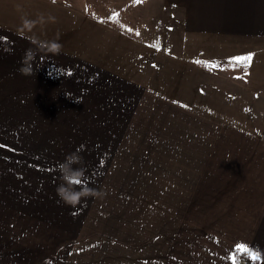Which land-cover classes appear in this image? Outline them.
Instances as JSON below:
<instances>
[{"label": "rangeland", "instance_id": "obj_1", "mask_svg": "<svg viewBox=\"0 0 264 264\" xmlns=\"http://www.w3.org/2000/svg\"><path fill=\"white\" fill-rule=\"evenodd\" d=\"M185 1L0 0V34L17 37L13 46L15 54L7 57V64L22 63L26 49L37 50L30 61L29 87L39 90L31 77L39 70L44 72L47 66L58 65V59L63 61L66 54L83 55L91 59L90 64L112 72L105 78L114 86L103 92L95 91L105 101L89 110L93 112V131L88 140H83L81 128L90 131L91 127L79 125L77 121L86 122L75 117L76 111L67 114L65 140L60 142L59 153L53 152V143L46 141L48 135L38 133L41 127L37 126L41 124H33L29 110L27 117L19 118L18 125L8 134L3 127L1 149L7 157L2 159V190L7 195L3 192L0 264H29L36 255L46 257L44 264L81 263L93 255H104L106 249L113 254L127 252L136 259L140 209L141 224L147 220L145 212L157 220L152 229L151 223L145 227L147 235H158L164 222L171 219L165 196L171 193V187L177 188L176 195L186 191L180 190L176 183L170 186L166 180H158L152 188L146 183L140 186L141 178L144 183L145 177H150L149 172L155 170L153 166L171 165L170 159L159 158L164 153H184L188 141L190 150L195 149L201 142L194 133L197 128L193 126L198 123L195 116L220 114L227 122L247 121L254 123L247 127L264 131V110H261L264 94L247 93L249 79L240 77L241 73L238 78L233 76L236 71H251L252 78L261 81L257 88L264 89V54L249 51L233 59L239 49L204 46L201 30L186 28L189 11ZM25 19L36 23L28 30L23 24ZM53 39L60 42L58 52L38 47L39 41ZM211 52L220 54L222 61H209ZM248 54H257L258 58L251 60ZM228 57L232 60L223 61ZM237 60H242L241 67ZM66 65L77 72L75 65L67 62ZM218 69H221L218 85L225 88L215 93L213 81L209 84L207 81L217 75ZM70 81L76 83V78L65 82ZM142 84L153 91L147 88V98L140 100L147 102L146 107L134 104L139 102V92L141 96L144 91ZM156 92L161 94L157 96ZM25 98L23 94L17 105L29 103ZM76 98L70 99L66 93L67 101L80 102ZM109 102L113 109L107 111ZM217 102L239 103L240 111L232 105L227 110L210 109L217 107ZM252 103L260 109L248 110ZM187 104L194 105V109L186 110ZM127 106L135 109L129 111ZM122 108L125 110L120 111ZM233 111L235 116L231 115ZM120 113L128 115L126 129L123 135L121 132L111 135L109 139L114 142L107 146L109 120L111 116L118 118V114L123 118ZM13 115L11 110L10 116ZM9 138L13 140H5ZM73 151L83 157L86 168L83 183L102 193L82 197L76 206L65 204L56 194V186L62 182L61 162ZM14 155H18L17 159ZM10 167L11 174L7 171ZM75 183L79 187L81 181ZM20 231L29 232L28 242L24 237L20 239L26 247L17 242ZM147 239L155 238L147 236L146 242Z\"/></svg>", "mask_w": 264, "mask_h": 264}, {"label": "crops", "instance_id": "obj_2", "mask_svg": "<svg viewBox=\"0 0 264 264\" xmlns=\"http://www.w3.org/2000/svg\"><path fill=\"white\" fill-rule=\"evenodd\" d=\"M180 1L171 0L173 3ZM185 7L189 11L186 28L201 30L204 46L210 49L213 46L239 49V54L234 53L233 59L249 51L264 54V0H186ZM16 40L17 37L10 34L9 36L0 34V228L2 197L5 192L2 190V159L7 157L1 149L3 127L5 134H8L12 127L18 125L19 118L27 117L29 110L33 124H41L37 126L41 127L38 133L48 135L46 141L53 143L51 148L53 152L59 153L60 142L65 140L67 114L76 111L74 116L86 122L77 121L79 125L91 127L93 112L89 110H93L100 101H105L104 97L96 96L95 91L103 92L114 87L111 81L105 78L111 76L112 72L90 64L91 59L83 55H65L63 51L65 55L63 61L60 62L59 58L58 65H52V68L47 66L44 72L39 70L35 77H31L34 86L39 90L32 89L29 87L31 86L29 73L23 74L18 71L21 63L11 65L6 61L9 55L15 54L13 46ZM249 48L255 50L244 51ZM219 58L220 54L211 52L208 59L211 62H221L222 59ZM256 58H258L257 54L251 56V60ZM231 60L230 57L223 59V61ZM237 61L241 67L242 60ZM66 62L75 65L74 67L78 68L77 72L73 68L70 69ZM66 68H69V71L66 72ZM217 71V75H213L212 80L207 81V84L213 81L212 88L217 89L213 90L215 93L222 92L218 89L225 88L218 85L221 69ZM205 72L206 70L203 72V82L206 85ZM240 73V77L249 79L251 83L245 87L247 93L264 94V89L257 88L261 81L252 78L253 72L244 69L241 72L236 71L233 76L238 78ZM69 78H76V82L92 81L96 87L76 85L74 81L66 83V79ZM4 79L6 82H2ZM141 86L144 91L141 96V91L139 92V102L135 101L134 104L138 103L140 107H146L147 102L145 104V101L140 100L149 86L145 87L143 84ZM137 89L140 87L137 86ZM66 93L67 97L76 95L87 102L67 101ZM23 94L25 99H29V103L24 101L23 104L20 101L23 105L18 106V100ZM111 103H107V111L113 109ZM215 105L217 107L209 108L227 110L230 105L237 107L239 103L226 105L217 102ZM193 106L187 104L186 110H193ZM126 108H129V111L135 109L134 106ZM253 109H260V106L249 104L248 110ZM11 110L14 113L13 117L10 116ZM124 110V108L120 109V111ZM261 110H264V107H261ZM233 113L231 115L235 116V111ZM120 114L124 116L123 113ZM127 117V113L123 118L119 114L118 118L111 116L106 132L107 146L114 142L109 139L111 135L120 132L123 135ZM195 119L198 123L193 126L197 128L194 133L201 138L195 149L190 150V141H188L184 153H164L159 158L170 159L171 165L153 166L152 169L155 170L149 172L150 177H145L146 182L143 183L141 178L140 186L146 183L152 188L158 180H166L170 186L176 183L180 190H186L182 195H176L177 188L171 187V193L165 196V203L171 211L169 216L171 219L164 222L160 233L154 236L147 235L145 227L151 223L152 229L157 220L153 216L149 218L145 212L147 220L141 224L143 214L140 209L138 216L140 224L137 226L140 239L136 248V259L127 252L113 254L106 249L103 250L102 256L93 255L88 261H80L81 263L73 261V264H235L234 253L239 244H246L249 253H258L260 264H264V131L247 127L254 124L247 121L243 124L237 119L227 122L226 117L220 114L211 117L199 115L195 116ZM81 131L84 134L83 140H88L93 130L91 127L90 131L82 128ZM14 157L17 159L18 155ZM175 158H185V160L178 161ZM176 166H178L177 171H174ZM7 171L11 174L12 168ZM146 235L155 239H147L149 242H146ZM16 237L17 242L26 247L20 239L24 237L28 242L29 232H17ZM1 241L0 232V246ZM32 258L35 260L29 261V264H44L46 260L43 255ZM7 263L13 264V262Z\"/></svg>", "mask_w": 264, "mask_h": 264}, {"label": "clouds", "instance_id": "obj_3", "mask_svg": "<svg viewBox=\"0 0 264 264\" xmlns=\"http://www.w3.org/2000/svg\"><path fill=\"white\" fill-rule=\"evenodd\" d=\"M36 23L35 20L25 19L23 24L27 28H31ZM38 47L46 48L49 52H58L61 45L56 39L49 41H39ZM36 49H26L22 58V63L18 69L23 74L32 72V66L30 61L35 57ZM61 183L56 186V194L60 201L65 204L76 206L81 202L82 197L89 195L99 196L102 193L96 188L83 183L86 176V168L83 165V157L79 152L73 151L67 153L65 159L61 162L59 168ZM81 181L79 187L76 186L75 181Z\"/></svg>", "mask_w": 264, "mask_h": 264}, {"label": "trees", "instance_id": "obj_4", "mask_svg": "<svg viewBox=\"0 0 264 264\" xmlns=\"http://www.w3.org/2000/svg\"><path fill=\"white\" fill-rule=\"evenodd\" d=\"M76 83H77V85H80V86H89V87H92V88L96 87V85L92 81L76 82ZM149 91L151 93H153L151 91V89H149ZM157 94H161V93L160 92H156V95ZM74 96H76V95H74ZM69 98L70 99H75L76 97H72L71 95H69ZM146 98H147V95H146V92H145L144 95L142 96V99L144 100ZM76 100L82 102L83 98L82 97H77ZM155 102H157V101H155ZM180 104H183V103H180ZM181 107H183V106H181ZM234 257H235V259H234L235 264H260L259 258L253 259L251 253H249L248 251L245 252V251H241L240 249H236L235 253H234Z\"/></svg>", "mask_w": 264, "mask_h": 264}, {"label": "snow or ice", "instance_id": "obj_5", "mask_svg": "<svg viewBox=\"0 0 264 264\" xmlns=\"http://www.w3.org/2000/svg\"><path fill=\"white\" fill-rule=\"evenodd\" d=\"M248 56L250 57L251 54H248ZM237 247L241 251H245V252L250 251L249 248H248V246L246 244H239V245H237ZM251 255H252V258L253 259H256L258 257V253H256V252H252ZM234 259H235V257H234Z\"/></svg>", "mask_w": 264, "mask_h": 264}]
</instances>
